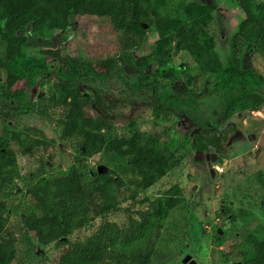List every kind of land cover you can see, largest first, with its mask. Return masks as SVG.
<instances>
[{"label": "trees", "instance_id": "trees-1", "mask_svg": "<svg viewBox=\"0 0 264 264\" xmlns=\"http://www.w3.org/2000/svg\"><path fill=\"white\" fill-rule=\"evenodd\" d=\"M173 1L175 15L167 11L166 0H0V80L5 95L22 99V81L31 88L39 78L53 75L54 82L43 96L36 101L25 99L26 108L52 120L59 129L62 148L71 144L76 150L61 174L42 173L25 190L29 204L22 234L42 246L57 245L54 252L43 254L42 264H153L160 228L183 198L179 184L162 195L147 197L144 202L149 208L126 228L109 221L81 239L70 240L69 236L98 216L135 200L177 167L185 153L224 154L240 136L231 124L219 128L204 116L198 122L200 108L191 92L183 96L169 89L175 76L169 63L173 42L175 49L191 57L199 73L214 78L212 91L220 96L228 115L257 110L264 103V73L246 64L247 57L264 51V0H235L243 18L230 37L227 54L217 50L207 30L209 5ZM81 16L95 17L98 32L106 37H97L84 50L64 52L73 20ZM144 25L161 39L153 47L158 64L153 73H149L148 59L134 54L146 39ZM121 69L137 73L136 90L151 88L154 120L191 116L197 121L196 130L190 131L189 149L182 151L178 138L162 144L138 128L123 135L112 133L110 116L116 99L93 84ZM81 85L90 89L91 96ZM187 90L182 88L183 93ZM29 130H6L4 137L0 129V264H15L17 259L20 237L6 226L11 215L10 195L21 172L27 170V158L39 159L42 170L48 163L41 141H33ZM92 155L102 157L101 174L83 161ZM254 242L255 248L264 245V235ZM262 263L264 257L260 256L243 260V264Z\"/></svg>", "mask_w": 264, "mask_h": 264}, {"label": "rangeland", "instance_id": "rangeland-1", "mask_svg": "<svg viewBox=\"0 0 264 264\" xmlns=\"http://www.w3.org/2000/svg\"><path fill=\"white\" fill-rule=\"evenodd\" d=\"M187 1L207 4L212 8L206 27L215 40L217 50L227 54L230 37L243 18L235 0ZM166 3L169 13L178 14L173 0H166ZM97 28L95 17L81 16L73 20V32L64 42L66 49L63 51L72 53L77 48L84 50L97 37H106V33L101 35ZM144 28L146 39L134 49V54L137 57H146L149 73H153L158 68L153 47L161 39L151 28ZM53 41L57 42L55 38ZM174 45L173 42L169 63L175 70V76L169 89L183 96L191 92L200 108L198 122L204 116L216 122L219 128L231 124L239 130L240 136L229 144L224 154L210 151L217 153L213 162L207 161L204 154H198L194 150L185 153L186 156L177 167L171 169L152 187L142 191L135 200L126 201L115 211L98 216L75 230L69 239H81L103 228L109 221L115 222L120 228H126L149 208V204L144 202L147 197L162 195L172 185L179 184L184 190L183 198L170 210L160 228L159 237L154 244L153 264H182L181 259L187 253L199 264H229L238 260L243 264V260L250 256L264 257V245L259 243L255 248L254 242L256 238L264 235V103L257 110L228 115L220 96L212 91L214 78L199 73L191 57L175 49ZM246 64L259 73H264V51L247 57ZM137 77V73L121 69L103 82L93 84L101 93L116 99L110 116L112 133L123 135L130 128H138L146 137H155L162 144L178 138L183 144L181 150L189 149L190 131L196 130L197 121L190 119L191 116L154 120L151 88L136 90L134 83ZM54 79L53 75L39 78L31 88H27L22 81L20 87L25 93L22 99L7 97L0 80V129L3 136L8 135L5 134L6 130L29 127V137L33 141H41L44 160L48 162L42 170L39 159L27 158V170L21 172V179H18L17 186L10 195L11 215L6 230L15 232L20 237L15 264H42L43 254L49 255L57 248L56 244L42 246L32 237L27 235L26 238L22 234L23 218L29 204L26 188L42 173L61 174L72 163L76 153L71 144L62 148L59 129L52 120L37 116L26 108L25 99L36 101L47 92ZM184 86L188 89L187 93L182 92ZM80 87L91 96L89 88L82 85ZM261 90L264 93V86ZM99 158L102 159L100 155H92L83 157V161L89 169L101 174ZM105 160L107 161L106 158ZM108 173H112L111 168ZM218 229L221 233L216 236Z\"/></svg>", "mask_w": 264, "mask_h": 264}, {"label": "water", "instance_id": "water-1", "mask_svg": "<svg viewBox=\"0 0 264 264\" xmlns=\"http://www.w3.org/2000/svg\"><path fill=\"white\" fill-rule=\"evenodd\" d=\"M144 27H146V25H144ZM216 154L215 152H206L204 154V157L207 161H215L216 159ZM211 173H213V171L211 170ZM217 233L220 234L221 231L220 229L217 230ZM186 247H188V244L186 245ZM181 263L182 264H199L190 253L185 254L182 259H181ZM229 264H242V262L240 260L238 261H231Z\"/></svg>", "mask_w": 264, "mask_h": 264}, {"label": "flooded vegetation", "instance_id": "flooded-vegetation-1", "mask_svg": "<svg viewBox=\"0 0 264 264\" xmlns=\"http://www.w3.org/2000/svg\"><path fill=\"white\" fill-rule=\"evenodd\" d=\"M187 253V252H186Z\"/></svg>", "mask_w": 264, "mask_h": 264}]
</instances>
